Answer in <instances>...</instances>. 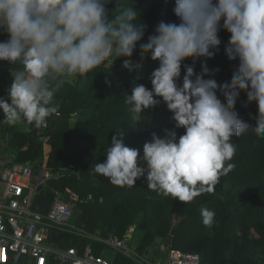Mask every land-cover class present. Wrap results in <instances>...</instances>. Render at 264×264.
Here are the masks:
<instances>
[{"label":"clouds","instance_id":"obj_1","mask_svg":"<svg viewBox=\"0 0 264 264\" xmlns=\"http://www.w3.org/2000/svg\"><path fill=\"white\" fill-rule=\"evenodd\" d=\"M111 2L0 0V33L8 36L0 41V61L14 65L6 98H0V123L40 128L58 113L55 93L70 78L122 58L124 69L139 71L150 58L159 65L149 77L152 87L134 83L124 103L142 115L163 103L184 133L164 129L161 137L153 132L141 156L140 149L125 143L123 131H115L106 159L92 171L115 186L146 178L149 190L186 204L212 193L236 167L233 137L249 130L264 136V0H175L179 22L161 21L146 42L147 26L135 0L122 10L116 6L110 18L106 6ZM222 30L230 34L226 54L238 67L230 83L218 84L205 79L206 65L197 75L186 62L212 58ZM137 46L141 59L134 62ZM241 92L258 106L254 128L236 111ZM201 214L205 226L214 223V210L204 208Z\"/></svg>","mask_w":264,"mask_h":264},{"label":"trees","instance_id":"obj_2","mask_svg":"<svg viewBox=\"0 0 264 264\" xmlns=\"http://www.w3.org/2000/svg\"><path fill=\"white\" fill-rule=\"evenodd\" d=\"M133 2L118 0L117 5V0H112L106 6L109 17L116 6L122 10ZM174 4L175 0H135L134 9L147 26L144 42L161 21L179 22L173 13ZM229 35L223 30L219 33L220 45L212 58L186 63L193 66L197 75L203 73L206 65L210 75L205 79L230 83L238 61L230 60L226 54ZM7 38L6 33H0V41ZM140 59L137 46L133 61ZM122 65L123 58L115 63L108 61L86 76L70 78L55 93L58 113L40 128L24 122L0 123V142L6 144L7 153L15 155V162L36 170L44 164L66 171L62 179L49 181L35 195L34 210L47 213L54 199L53 190L71 188L83 196H94L93 201L79 206L73 218L76 226L91 235L104 238L114 233L122 237L135 228V233H144L138 247L140 253L161 240L169 250L198 254L201 264H264V136L249 130L241 137H233L238 145L232 161L235 169L219 179L212 193H204L187 204L149 190L146 178L138 179L132 186H115L92 171L95 163L106 159V149L115 131H123L125 143L140 149L141 156L143 145L151 140L153 132L161 137L164 129L175 130L178 136L184 133V129L175 128L172 113L165 104L142 115L132 113L124 103L134 83L152 87L149 77L158 62L149 58L141 70L133 72ZM13 67L10 62L0 61V98H6ZM218 95L224 99L220 92ZM236 111L251 127L256 126L258 106L249 104L243 92ZM204 208L216 213L211 226L202 223ZM51 237L56 245L76 247L81 254L89 249L97 255L109 256L110 259L106 258L112 264H139L113 254L91 238L57 231Z\"/></svg>","mask_w":264,"mask_h":264},{"label":"built area","instance_id":"obj_3","mask_svg":"<svg viewBox=\"0 0 264 264\" xmlns=\"http://www.w3.org/2000/svg\"><path fill=\"white\" fill-rule=\"evenodd\" d=\"M15 159V155L0 154V264H112L104 255L89 249L81 254L76 247L56 245L51 237L53 231L91 238L139 264H201L198 254L167 247L161 249L167 258L156 262L130 245L131 229L122 237L110 233L102 238L79 228L73 223L74 215L80 205L93 201V194L83 196L71 188L54 189L48 212L34 210L38 188L51 180L62 179L66 171L44 164L36 170ZM36 171H40L41 181L35 177Z\"/></svg>","mask_w":264,"mask_h":264},{"label":"rangeland","instance_id":"obj_4","mask_svg":"<svg viewBox=\"0 0 264 264\" xmlns=\"http://www.w3.org/2000/svg\"><path fill=\"white\" fill-rule=\"evenodd\" d=\"M6 148H7L6 144L3 143V142H0V154L3 155V156H5V157H8L10 154L6 152ZM35 177H37V179L39 181L42 180V175H41L40 171H36ZM130 231L132 233V235L130 237V245L133 248L137 249L138 247H140V242L144 238V233H142L140 231H138V232L135 233V228H132ZM162 247H166V246L163 243H161V240H156L155 243L152 246H150L148 249H146L145 252L140 253L139 250L138 249L137 250H138V252L140 254H142L144 256H147L149 258H152L154 261L157 262L158 259L165 260L167 258V254L166 253H163L161 251ZM110 252H112V251H110ZM112 253L115 254V255L116 254H119V255H121L123 257L122 253L119 252V251H113ZM106 257L108 259H110L109 256H106Z\"/></svg>","mask_w":264,"mask_h":264},{"label":"water","instance_id":"obj_5","mask_svg":"<svg viewBox=\"0 0 264 264\" xmlns=\"http://www.w3.org/2000/svg\"><path fill=\"white\" fill-rule=\"evenodd\" d=\"M43 189H44V185H41V186L38 188V192H41Z\"/></svg>","mask_w":264,"mask_h":264},{"label":"crops","instance_id":"obj_6","mask_svg":"<svg viewBox=\"0 0 264 264\" xmlns=\"http://www.w3.org/2000/svg\"><path fill=\"white\" fill-rule=\"evenodd\" d=\"M132 229V228H131ZM131 235H132V233H131ZM158 260H160V259H158Z\"/></svg>","mask_w":264,"mask_h":264}]
</instances>
